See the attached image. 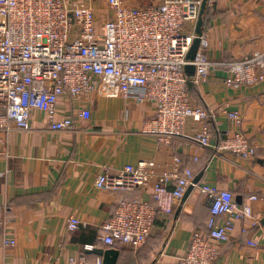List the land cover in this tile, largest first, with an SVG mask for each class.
<instances>
[{
	"label": "crops",
	"instance_id": "0c3cea01",
	"mask_svg": "<svg viewBox=\"0 0 264 264\" xmlns=\"http://www.w3.org/2000/svg\"><path fill=\"white\" fill-rule=\"evenodd\" d=\"M100 1L84 0L94 9ZM122 1L139 7L159 0ZM207 5L202 35L208 42L205 53L214 65L205 83L189 85L190 99L218 111L211 121L212 143L239 131L256 145L254 157L243 160L218 153L187 137L160 147L154 136L143 133L153 106L125 100L113 86L98 85L86 102L60 99L57 120L73 119L83 106L89 111L74 131H50L48 117L34 112L29 130L0 134V264H49V258L59 264L80 257L94 260L98 256L91 251L110 249L100 240V227L119 197L153 203L148 190L100 191L95 178L104 170L114 175L139 162H152L156 176L169 173L174 154L182 167L199 176L198 184L229 191L238 206L252 209L251 219L233 221L230 239L219 246L214 264H264V81L237 90L226 88L221 83L224 68L219 65L264 50V0H208ZM226 112L238 113V127ZM186 133H191L189 123ZM251 196L256 200L250 201ZM209 213V203L197 186L192 188L166 223H155L136 253L117 250L116 264H180L192 232L204 234ZM70 217L80 223L74 232L66 229ZM3 230L16 242L5 252Z\"/></svg>",
	"mask_w": 264,
	"mask_h": 264
},
{
	"label": "built area",
	"instance_id": "2783aa9c",
	"mask_svg": "<svg viewBox=\"0 0 264 264\" xmlns=\"http://www.w3.org/2000/svg\"><path fill=\"white\" fill-rule=\"evenodd\" d=\"M201 4L202 0H159L133 7L122 0H105L108 11L101 19L84 0H0V134L29 130L34 112L48 117L50 131H74L78 121L89 117V111L83 106L73 119L57 120L59 100L86 102L104 84L116 87L125 100L153 106L143 133L154 136L160 147L170 145L174 138L187 137L202 148L213 147L218 153L251 160L256 145L239 131L212 143L208 122L215 120L218 111L202 108L190 99L188 84L205 83L214 65L205 53L208 42L202 35L191 62L194 75L188 77L184 71ZM219 65L224 68L221 83L226 88L237 90L264 81V50ZM226 113L238 127V113ZM171 166V172L156 176L152 162H139L114 175L104 170L95 178L100 191L148 190L153 200L119 197L112 215L100 227V240L110 249L127 248L136 253L155 223H166L187 190L197 186L210 213L204 234L192 232L180 264H214L219 246L230 239L233 221L251 219L252 209L238 206L229 191L194 184V172L182 167L177 154L172 156ZM255 200L256 196L250 197ZM79 227L75 217L66 221L68 232ZM15 244L3 230L2 250ZM48 263L59 264L50 258ZM66 264L103 261L80 257Z\"/></svg>",
	"mask_w": 264,
	"mask_h": 264
},
{
	"label": "water",
	"instance_id": "95a60500",
	"mask_svg": "<svg viewBox=\"0 0 264 264\" xmlns=\"http://www.w3.org/2000/svg\"><path fill=\"white\" fill-rule=\"evenodd\" d=\"M206 5H207V0H202V4L200 7V11H199V16H198L196 26H195V38L186 56V60L188 64L184 67V71L188 77H192L194 75V66L191 64V62L194 60L196 56V53L199 47V42H200L199 38L202 36L203 17H204V13L206 10ZM199 179H200L199 176L195 177L193 181L194 184H198ZM191 190H192L191 187L187 190L183 198V201L186 199V197L188 196ZM91 253L100 257L103 261V264H116L119 251L115 249H106V250H93L91 251Z\"/></svg>",
	"mask_w": 264,
	"mask_h": 264
},
{
	"label": "rangeland",
	"instance_id": "374dc122",
	"mask_svg": "<svg viewBox=\"0 0 264 264\" xmlns=\"http://www.w3.org/2000/svg\"><path fill=\"white\" fill-rule=\"evenodd\" d=\"M106 11H108V9L105 6L104 2L101 0L97 5L96 13L102 19V16L106 13Z\"/></svg>",
	"mask_w": 264,
	"mask_h": 264
},
{
	"label": "trees",
	"instance_id": "16d2710c",
	"mask_svg": "<svg viewBox=\"0 0 264 264\" xmlns=\"http://www.w3.org/2000/svg\"><path fill=\"white\" fill-rule=\"evenodd\" d=\"M207 4H208V0H207ZM207 9H208V5H206V10H205V13H204V17H203V25H204V20H205V15H206V12H207ZM190 84H193V83H189L188 84V91H189V85ZM208 126H209V129H210V132H211V135H213V132H212V122H208ZM223 139V138H222ZM221 139V140H222ZM219 138H218V140H217V144L221 141Z\"/></svg>",
	"mask_w": 264,
	"mask_h": 264
}]
</instances>
